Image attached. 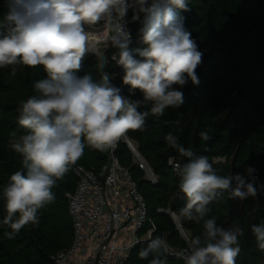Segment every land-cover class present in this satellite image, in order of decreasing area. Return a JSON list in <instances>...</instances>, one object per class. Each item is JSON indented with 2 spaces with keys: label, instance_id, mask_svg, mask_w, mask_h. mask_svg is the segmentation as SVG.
Returning <instances> with one entry per match:
<instances>
[{
  "label": "clouds",
  "instance_id": "obj_1",
  "mask_svg": "<svg viewBox=\"0 0 264 264\" xmlns=\"http://www.w3.org/2000/svg\"><path fill=\"white\" fill-rule=\"evenodd\" d=\"M190 0H4L6 12L0 20V68L23 65L42 67L46 78L34 82L35 94L20 102L18 124L26 130L10 147L22 157V170L15 171L3 190L6 216L3 223L12 231L39 223V211L55 200L53 188L84 155L85 147L101 152L115 149L129 131H143L149 114L159 117L169 107L184 103L179 90L190 80L199 84L196 70L203 52L185 27L181 11ZM134 10L140 20L139 34L147 45L129 49L131 32L124 18ZM106 21L114 57L123 70L122 82L130 91L139 90L143 100L121 94L108 73L99 81L90 74L79 76L84 57L94 54L97 34L93 27ZM139 57V58H137ZM16 69H12L15 74ZM150 103L147 111L138 109ZM178 123V122H177ZM14 135V133H13ZM203 141L212 137L199 133ZM169 147L185 158L176 172L179 191L186 204L180 216L203 222V232L189 241L185 264H236L244 235L240 226L217 224L209 205L228 194L241 201L255 197V177L219 175L206 155L184 147L176 135L165 136ZM255 171L249 167V174ZM234 183V186H233ZM264 188V185L260 186ZM251 232L264 252V222L253 224ZM140 243V241H137ZM164 238H150L138 251L149 264H169Z\"/></svg>",
  "mask_w": 264,
  "mask_h": 264
},
{
  "label": "trees",
  "instance_id": "obj_2",
  "mask_svg": "<svg viewBox=\"0 0 264 264\" xmlns=\"http://www.w3.org/2000/svg\"><path fill=\"white\" fill-rule=\"evenodd\" d=\"M188 8L180 15L203 52L202 63L196 70L199 84L189 80L179 89L184 93L180 107H169L159 117L149 114L143 131H129L126 135L156 181L146 178L122 139L115 155L144 197L148 216L155 224L151 238L162 237L168 245L169 264H185L183 258L172 253L189 249L170 212L176 215L189 241L202 234L203 222L189 221L179 214L186 200L179 191L180 177L170 160L182 165L185 158L168 146L166 134L173 133L184 147L208 156L219 175L240 174L249 180L255 177V197L241 201L229 199L225 193L209 205L211 212L207 218L214 216L217 224L225 228L244 229L236 264H264V252L258 249L251 232L253 224L264 222V188H260L264 185V0H190ZM4 12V0H0V20ZM145 47L141 37L129 45L134 54L136 49ZM117 51L110 42L105 51L109 64L104 70L96 55L87 54L77 75L90 74L94 81H99L103 73H108L111 83L122 87L123 96L143 100L139 90L130 91L122 78L114 77L117 66L110 62V57ZM43 78L46 73L39 66L17 64L0 68V264H53L55 254L69 247L73 238L67 195L76 188L74 168L82 166L98 172L109 158L110 150L101 152L85 147L83 157L53 188L55 200L39 211V223L24 226L15 238L5 235L12 229L3 223L7 214L3 190L10 175L22 170V157L10 147L26 133L18 124L19 106L35 94L33 84ZM150 108L151 104L146 103L138 111ZM205 130L212 137L209 141H203L199 135ZM249 167L255 169L251 174L247 172ZM147 228H143V233ZM148 240L134 247L125 264H149L151 256L148 260L138 257V251Z\"/></svg>",
  "mask_w": 264,
  "mask_h": 264
},
{
  "label": "built area",
  "instance_id": "obj_3",
  "mask_svg": "<svg viewBox=\"0 0 264 264\" xmlns=\"http://www.w3.org/2000/svg\"><path fill=\"white\" fill-rule=\"evenodd\" d=\"M133 15L134 10L130 9L124 18L126 28L131 32V43L140 38V20L143 19V14H140V20H133ZM93 30L97 34L94 55L98 56L102 53L101 47L110 42V30L106 21L99 22ZM115 55H111L110 62L116 64ZM116 66L114 77L122 78L123 70ZM122 141L146 178L155 182V175L134 143L127 136ZM115 149L110 150L107 163L98 172L82 166L74 168L76 188L67 195L73 238L69 247L55 254L53 264H125L131 251L139 244L137 241L143 242L152 237L155 224L148 216L144 197L129 170L119 163ZM170 164L176 172L179 163L170 160ZM170 215L189 246L187 233L179 225L176 215L173 212ZM145 226L148 228L143 233ZM188 250L172 254L183 258Z\"/></svg>",
  "mask_w": 264,
  "mask_h": 264
},
{
  "label": "water",
  "instance_id": "obj_4",
  "mask_svg": "<svg viewBox=\"0 0 264 264\" xmlns=\"http://www.w3.org/2000/svg\"><path fill=\"white\" fill-rule=\"evenodd\" d=\"M98 58L100 60V68L102 70L106 69L109 64V59L107 58V55L105 52H102L98 55Z\"/></svg>",
  "mask_w": 264,
  "mask_h": 264
},
{
  "label": "rangeland",
  "instance_id": "obj_5",
  "mask_svg": "<svg viewBox=\"0 0 264 264\" xmlns=\"http://www.w3.org/2000/svg\"><path fill=\"white\" fill-rule=\"evenodd\" d=\"M110 42H111V40H110ZM110 42H109V44L107 45V46H102L101 47V51L102 52H105L108 48H109V46H110ZM98 57V56H97Z\"/></svg>",
  "mask_w": 264,
  "mask_h": 264
},
{
  "label": "bare ground",
  "instance_id": "obj_6",
  "mask_svg": "<svg viewBox=\"0 0 264 264\" xmlns=\"http://www.w3.org/2000/svg\"><path fill=\"white\" fill-rule=\"evenodd\" d=\"M93 48H94V45H93Z\"/></svg>",
  "mask_w": 264,
  "mask_h": 264
}]
</instances>
